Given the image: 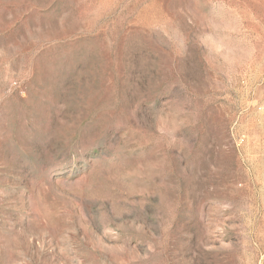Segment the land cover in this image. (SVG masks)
<instances>
[{
	"label": "rangeland",
	"instance_id": "374dc122",
	"mask_svg": "<svg viewBox=\"0 0 264 264\" xmlns=\"http://www.w3.org/2000/svg\"><path fill=\"white\" fill-rule=\"evenodd\" d=\"M0 264H264V0H0Z\"/></svg>",
	"mask_w": 264,
	"mask_h": 264
}]
</instances>
